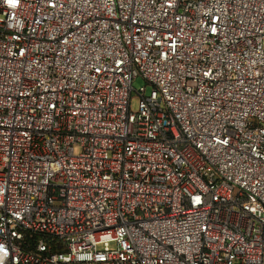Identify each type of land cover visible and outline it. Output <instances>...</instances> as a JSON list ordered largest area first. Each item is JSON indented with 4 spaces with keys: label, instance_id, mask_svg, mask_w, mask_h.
<instances>
[{
    "label": "built area",
    "instance_id": "1",
    "mask_svg": "<svg viewBox=\"0 0 264 264\" xmlns=\"http://www.w3.org/2000/svg\"><path fill=\"white\" fill-rule=\"evenodd\" d=\"M0 264H264V0H0Z\"/></svg>",
    "mask_w": 264,
    "mask_h": 264
},
{
    "label": "rangeland",
    "instance_id": "2",
    "mask_svg": "<svg viewBox=\"0 0 264 264\" xmlns=\"http://www.w3.org/2000/svg\"><path fill=\"white\" fill-rule=\"evenodd\" d=\"M133 87L135 88V90H139L141 89L142 87H146V91L147 93H150L152 91V85L151 84H148L143 78L141 77H138L134 80L133 82ZM136 106H137V97H136V93L134 92L133 93V99H132V102H131V107L133 110L136 109ZM75 152L78 153L79 152V149L76 148L75 149Z\"/></svg>",
    "mask_w": 264,
    "mask_h": 264
}]
</instances>
